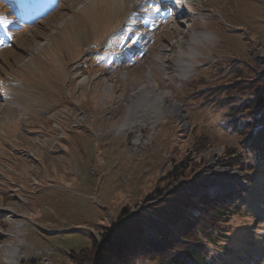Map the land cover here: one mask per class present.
Masks as SVG:
<instances>
[{
  "label": "rangeland",
  "instance_id": "obj_1",
  "mask_svg": "<svg viewBox=\"0 0 264 264\" xmlns=\"http://www.w3.org/2000/svg\"><path fill=\"white\" fill-rule=\"evenodd\" d=\"M120 1L58 0L16 23L0 51V264H93V238L122 210L146 216L181 189L191 203L169 230L176 251L202 199L215 197L210 239L191 240L211 264H264V158L239 142L247 123L232 105L264 94V0H188L133 61L113 57L147 0ZM9 9L0 0V14ZM156 84L179 113L126 123L129 98ZM227 147L241 155L236 166Z\"/></svg>",
  "mask_w": 264,
  "mask_h": 264
},
{
  "label": "trees",
  "instance_id": "obj_2",
  "mask_svg": "<svg viewBox=\"0 0 264 264\" xmlns=\"http://www.w3.org/2000/svg\"><path fill=\"white\" fill-rule=\"evenodd\" d=\"M260 89V87H257ZM260 91V90H259ZM257 92V91H256ZM264 95V94H263ZM256 97V93L251 94L247 100L241 103H233L238 107L240 115L244 116L245 125L244 136L239 142L244 146L247 143V149L254 151L257 157L264 158V96ZM234 102V101H230ZM252 105V106H251ZM253 107V108H252ZM229 108H232L230 105ZM244 108V110H243ZM260 120L258 122L257 120ZM247 130V131H246ZM246 131V132H245ZM243 146H240L244 149ZM226 163L229 166H236L241 161L240 154L235 153L233 148L227 147ZM237 156L239 159H237ZM188 158L180 160L181 165L187 164ZM182 161H186L182 164ZM181 170V169H179ZM182 173L178 177H180ZM171 176L177 178V171L173 170ZM184 178V177H182ZM185 179V178H184ZM182 191V189H181ZM176 190L172 193V201L165 200L167 208L152 207V211L146 216L140 215L138 212H125L122 210L112 228L107 229L102 235V242L98 243L95 238L92 241V247L96 251L90 254L93 264H145L146 259L152 254L154 262L152 264H211L209 260L211 252L208 248H202L203 245L199 241H192V236L202 233L210 239L213 228L210 226L216 222L215 212L222 210H211L212 202L217 201L216 198L202 199V205L195 222L186 225L188 233L180 236V248L175 250L172 241V235H169L171 228L178 229L176 223L185 214V210L190 205V198H182V192ZM147 196V195H146ZM204 196V195H203ZM238 194L230 193L226 198H236ZM224 198V197H217ZM221 209L223 206L221 204ZM206 229L209 231L207 232ZM171 236V237H170ZM146 247L145 256L141 261H133L140 250ZM167 252H163L164 250ZM133 259V260H132ZM133 261V262H132Z\"/></svg>",
  "mask_w": 264,
  "mask_h": 264
},
{
  "label": "bare ground",
  "instance_id": "obj_3",
  "mask_svg": "<svg viewBox=\"0 0 264 264\" xmlns=\"http://www.w3.org/2000/svg\"><path fill=\"white\" fill-rule=\"evenodd\" d=\"M141 1L142 0H128L127 2L131 6V9H134L136 6H138L141 3ZM162 1H167V0H162ZM182 1H185V0H176V1L174 0V3L175 4L181 3ZM24 3L28 7H38L37 5H35V3H30L26 0H24ZM163 3H166V2H163ZM168 4H170V3H168ZM123 6H124L123 2H121L120 0H116V5H115L116 9L115 10H121V9H123ZM26 12H28L27 13V14H29L28 16H31V15L36 14L37 11H36V9H31V10L26 9L25 13ZM131 12H132V10H131ZM0 87H1V82H0ZM141 93H142V95H140L139 97H135L134 100H131L129 98V100H128V103H129L128 114H127V117L125 119L126 123L129 120V123L131 122V124H132L134 119H136L138 121V120H140L139 118H142L143 116L149 117V119H152L150 122L154 123V122H156V120H159L160 117H163V116L169 115V114H174V113L178 114L180 111L179 110L180 107L178 106V104H176L175 102H168V101L166 102L165 101L166 93L163 92L157 86V84L151 88L148 87L146 89H144V88L141 89ZM2 106L3 105L0 104V113L2 111ZM132 114H135V117L133 116V119H131ZM136 114H139V115H136ZM153 119H155V121H153ZM126 123L118 126V128L120 129V130H118L119 132H122L125 129ZM137 125H140V124H135V126H137ZM132 126H134V125L132 124ZM138 139H139V136L134 137L133 142L136 143ZM228 176H230L229 177L230 179L234 178L233 174L228 175ZM214 190H216V188ZM11 246L12 245H9V247H11ZM8 250L9 249H7V251ZM12 251H13V249H12Z\"/></svg>",
  "mask_w": 264,
  "mask_h": 264
},
{
  "label": "snow or ice",
  "instance_id": "obj_4",
  "mask_svg": "<svg viewBox=\"0 0 264 264\" xmlns=\"http://www.w3.org/2000/svg\"><path fill=\"white\" fill-rule=\"evenodd\" d=\"M0 23H7V21H4V20H0Z\"/></svg>",
  "mask_w": 264,
  "mask_h": 264
},
{
  "label": "crops",
  "instance_id": "obj_5",
  "mask_svg": "<svg viewBox=\"0 0 264 264\" xmlns=\"http://www.w3.org/2000/svg\"><path fill=\"white\" fill-rule=\"evenodd\" d=\"M5 114H9L8 111H5ZM4 120H7V119H4Z\"/></svg>",
  "mask_w": 264,
  "mask_h": 264
}]
</instances>
